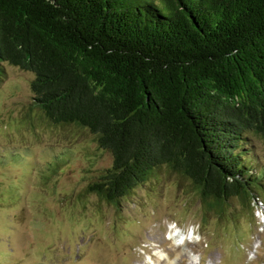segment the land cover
<instances>
[{"label": "trees", "instance_id": "trees-1", "mask_svg": "<svg viewBox=\"0 0 264 264\" xmlns=\"http://www.w3.org/2000/svg\"><path fill=\"white\" fill-rule=\"evenodd\" d=\"M6 63L39 118L111 152L89 186L108 202L162 166L221 216L264 188V0H0V82Z\"/></svg>", "mask_w": 264, "mask_h": 264}, {"label": "rangeland", "instance_id": "rangeland-1", "mask_svg": "<svg viewBox=\"0 0 264 264\" xmlns=\"http://www.w3.org/2000/svg\"><path fill=\"white\" fill-rule=\"evenodd\" d=\"M0 82V264H264V188L207 211L190 180L157 168L118 203L89 186L113 157L95 134L54 126L32 105L33 73L6 63ZM254 160L264 165V142ZM260 162V164H259ZM180 232L184 254L176 255ZM183 240V239H182ZM142 262V263H141Z\"/></svg>", "mask_w": 264, "mask_h": 264}, {"label": "bare ground", "instance_id": "bare-ground-1", "mask_svg": "<svg viewBox=\"0 0 264 264\" xmlns=\"http://www.w3.org/2000/svg\"><path fill=\"white\" fill-rule=\"evenodd\" d=\"M173 246L175 247L176 255L182 256L184 254L182 249V243H186V239H184L183 235L180 232H175L173 234ZM183 239V240H182ZM156 264H173L172 260L170 259V255L168 251H164V253H160L156 255V260L154 261ZM142 263V262H141Z\"/></svg>", "mask_w": 264, "mask_h": 264}]
</instances>
